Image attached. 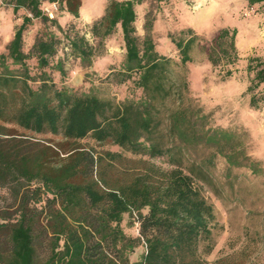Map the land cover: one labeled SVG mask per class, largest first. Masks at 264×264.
<instances>
[{
	"label": "trees",
	"instance_id": "1",
	"mask_svg": "<svg viewBox=\"0 0 264 264\" xmlns=\"http://www.w3.org/2000/svg\"><path fill=\"white\" fill-rule=\"evenodd\" d=\"M165 1L147 7L142 37L137 6L145 0H109L90 25L91 42L74 23L64 27L43 9L57 3L78 19L83 0H2L23 12L0 53V264H246L245 249L208 261L221 226L203 183L211 182L217 155L229 169L246 167L255 176H264V165L237 131L211 125L186 78L173 74L192 60L196 45L215 67L236 63L237 29L222 27L206 43L191 26L169 32L177 60L154 39L156 9ZM247 2L264 6V0ZM35 20L42 28L27 48ZM117 30L125 56L116 77L128 82L129 94L115 100L65 83L68 60L92 66ZM247 72L249 106L259 109L264 55L250 56ZM232 74L227 68L223 78ZM20 130L60 140L43 142ZM86 140L116 149L98 150ZM200 147L211 151L200 154ZM126 215L135 236L125 230ZM140 245L144 252L132 260Z\"/></svg>",
	"mask_w": 264,
	"mask_h": 264
},
{
	"label": "rangeland",
	"instance_id": "2",
	"mask_svg": "<svg viewBox=\"0 0 264 264\" xmlns=\"http://www.w3.org/2000/svg\"><path fill=\"white\" fill-rule=\"evenodd\" d=\"M108 1L83 0L81 17L78 19H73L66 11H59L57 3L46 2L43 9L51 17L56 15L64 27L74 23L82 34L95 42L90 25L104 13ZM150 4L155 3L153 0H145L137 6V29L142 37L145 35V14ZM22 12L15 14L12 7L0 0V53L7 51L15 26L21 22ZM156 14L153 33L157 48L177 60L179 54L168 38L169 32L191 26L204 36L201 42L206 43L222 27L237 29L236 43L240 58L236 63L215 67L207 53L196 45L191 51L192 60L185 67L177 66L173 74H176L179 81L186 78L189 95L209 114L210 124L237 131L247 152L264 165V105L259 109L250 108L246 94L249 57L264 55V6H249L247 0H167L159 5ZM41 28L42 24L35 20L25 35L27 48L32 45ZM124 56V41L121 31L117 30L108 39L104 55L96 57L92 66L84 67L72 57L68 60L65 83L82 91L92 87L105 98L122 100L129 94L128 82L120 83L116 74ZM227 68H232L233 74L223 78ZM55 78L59 83L62 82L59 73H56ZM174 99L178 98L175 96ZM174 99L168 103L172 107L176 106ZM19 133L43 142L60 140L51 135H37L23 130ZM85 145H93L98 150L116 149L110 144L99 145L87 140ZM210 151L209 148H198L200 154H208ZM158 162L167 166L163 159ZM210 171L211 182L203 183L204 191L215 205L221 228L217 230L216 247L207 256L208 261L213 263L221 256L245 249L246 253H250L246 264H264V176H255L246 167L229 169L226 159L220 155L215 157V164ZM129 220L130 217L126 215L123 223L125 230L135 236L137 230L129 224ZM248 236L254 242L248 241ZM144 250L143 245L137 247L131 254L132 260L140 259Z\"/></svg>",
	"mask_w": 264,
	"mask_h": 264
}]
</instances>
